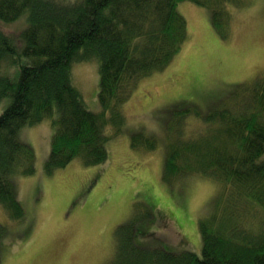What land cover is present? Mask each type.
<instances>
[{
  "label": "trees",
  "instance_id": "trees-1",
  "mask_svg": "<svg viewBox=\"0 0 264 264\" xmlns=\"http://www.w3.org/2000/svg\"><path fill=\"white\" fill-rule=\"evenodd\" d=\"M182 1L207 7L212 24L223 34L231 20L229 5L245 3L0 0V202L12 217L23 216L16 178L36 168L34 148L20 135L23 127L50 120L48 172L73 159L87 165L106 161L109 141L129 131L124 102L142 77L163 69L187 41L188 22L177 7ZM20 16L26 18L24 29L7 32L2 24ZM95 58L100 110L87 105L72 78L74 63ZM237 86L215 92L207 112L185 98L172 101L163 109V134H151L166 135L176 107L168 130L165 177L196 173L212 176L222 186L216 211L200 222L201 254L138 242L132 229L118 226L116 252L108 264H264V76ZM192 113L208 124L207 132L185 137L182 124ZM138 131L132 140L136 146L145 132ZM154 139L144 140L146 146L154 148Z\"/></svg>",
  "mask_w": 264,
  "mask_h": 264
},
{
  "label": "rangeland",
  "instance_id": "rangeland-1",
  "mask_svg": "<svg viewBox=\"0 0 264 264\" xmlns=\"http://www.w3.org/2000/svg\"><path fill=\"white\" fill-rule=\"evenodd\" d=\"M177 7L188 22L187 41L163 69L142 77L124 102L129 131L109 141L106 161L87 165L73 159L48 172L50 120L23 127L20 135L34 148L36 168L16 178L23 216L12 217L0 202V264H108L116 252L118 226L132 229L138 242L201 254L200 222L216 211L222 186L216 178L196 173L165 177L176 107L170 111L166 135L151 134H163V109L172 101L185 98L207 112L215 92L238 89L264 76V0L229 5L225 34L212 24L207 7L191 1ZM25 25L24 16L2 24L9 33ZM72 78L87 105L100 110L98 59L74 63ZM195 115L183 121L185 137L207 132L208 124ZM138 129L145 132L136 146L132 140ZM151 137L156 138L154 148L144 142Z\"/></svg>",
  "mask_w": 264,
  "mask_h": 264
}]
</instances>
